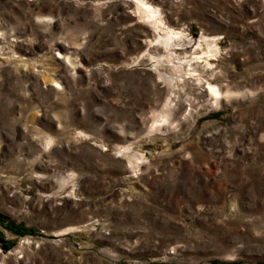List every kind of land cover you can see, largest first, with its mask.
I'll use <instances>...</instances> for the list:
<instances>
[{
    "label": "rangeland",
    "instance_id": "obj_1",
    "mask_svg": "<svg viewBox=\"0 0 264 264\" xmlns=\"http://www.w3.org/2000/svg\"><path fill=\"white\" fill-rule=\"evenodd\" d=\"M149 1L213 69L172 88L134 0H0V264H264V0Z\"/></svg>",
    "mask_w": 264,
    "mask_h": 264
},
{
    "label": "bare ground",
    "instance_id": "obj_2",
    "mask_svg": "<svg viewBox=\"0 0 264 264\" xmlns=\"http://www.w3.org/2000/svg\"><path fill=\"white\" fill-rule=\"evenodd\" d=\"M134 1L137 7L136 11L140 15L148 18V20L152 22L156 28L157 44H161L164 49L163 54L159 57L157 68L158 70H160L162 66L168 68L167 79L172 88H175L176 84L185 78L196 75L194 73L195 71L199 69L201 70L202 68L203 72L206 68H212L211 61L214 60L221 51V48L217 44L216 37L211 38L205 35L202 36L203 39L200 42H195L193 44L196 55L188 58L189 54H187L188 51L186 48L189 47L190 43H193V40L188 39L186 34L182 31H178L177 29L167 25L164 18L161 16V11L149 0ZM203 40L208 45L209 50L201 53L202 50L205 49ZM198 75H201V73H198ZM201 76L197 79L201 80ZM206 83L209 85L207 92L212 99L218 102L220 97L224 95V89L209 80H207Z\"/></svg>",
    "mask_w": 264,
    "mask_h": 264
},
{
    "label": "trees",
    "instance_id": "obj_3",
    "mask_svg": "<svg viewBox=\"0 0 264 264\" xmlns=\"http://www.w3.org/2000/svg\"><path fill=\"white\" fill-rule=\"evenodd\" d=\"M0 220L2 221V223H7V221H9L10 219L4 217L3 215H0ZM0 243L5 250H7L8 247L10 246V241L7 240L1 233H0ZM223 264H236V263L233 262V263H223Z\"/></svg>",
    "mask_w": 264,
    "mask_h": 264
}]
</instances>
